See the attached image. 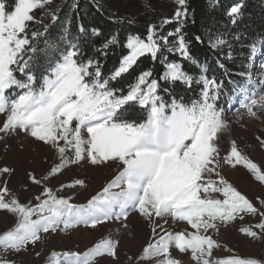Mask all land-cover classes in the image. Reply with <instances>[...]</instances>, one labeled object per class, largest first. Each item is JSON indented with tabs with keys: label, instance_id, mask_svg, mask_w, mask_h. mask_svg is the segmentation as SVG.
Wrapping results in <instances>:
<instances>
[{
	"label": "snow or ice",
	"instance_id": "6c2138e0",
	"mask_svg": "<svg viewBox=\"0 0 264 264\" xmlns=\"http://www.w3.org/2000/svg\"><path fill=\"white\" fill-rule=\"evenodd\" d=\"M50 3L51 0H16L13 10L9 11L4 0H0V115L5 116L0 123V134L8 136L22 130L48 146L60 160L52 173L83 160L92 165L118 163L121 170L84 204L72 203L71 197L58 196L30 173V179L40 185L42 191L34 197L35 205H24L11 196L5 182L0 188V210L15 215L17 223L0 234V264H16L5 255L20 254L29 245L35 246L42 240V233L65 232L78 227L96 229L108 221L127 220L130 212H138L149 221L159 218L165 223L166 218L171 217L195 229V232L175 233L165 230L144 248L143 260L159 257L156 264H182L171 255L175 248L189 254L194 264H264V260L255 258L221 260L214 257V249L221 245L210 233L219 234L221 227L226 228L237 219L243 220L244 215H259L261 219L252 227L240 228L242 234L264 239V211L261 210L264 203L261 208L254 206L217 170L221 164L219 134L229 127L217 103L222 82L209 78L195 81L202 85L201 98L191 104L182 99L166 103L159 94L164 89L157 79H150V71L140 74L126 94H118L110 87L111 81L128 73L140 57L150 54L155 59L162 47L169 52L178 51L184 59L198 63L190 54L179 26L188 15L186 0H177L180 7L174 16L178 26L168 34L176 37L174 43L168 36L157 38L154 25L149 27L145 38L130 36L126 44L129 52L110 79L102 78L98 60L79 59L78 46L72 44L71 50L61 53L60 60L47 69L42 82L36 86L31 73L34 56L26 53H35L37 49L35 45L26 47L30 45L26 29L29 22H35L31 13ZM241 9L242 5L237 3L227 11L233 23L242 14ZM50 15L52 21L58 19L54 12ZM170 22L173 21H165ZM43 27L44 32H35L31 39L43 36L48 30L47 25ZM116 42L112 37L103 48ZM225 43L223 38H217L212 47ZM165 67L160 81L180 82L189 87L193 83L180 64L167 63ZM16 72L24 74L26 79H18ZM259 83L264 86V79ZM13 89L19 91H9ZM239 92L243 96L236 110L240 119L255 118L258 111L264 112V91L257 93L240 87ZM136 106L146 111V118L126 119L128 110ZM257 139L264 146V139ZM223 160L233 167L242 164L264 183V172L241 154L234 141L230 154ZM11 171L3 168L0 174ZM213 174L219 178L218 184L209 179ZM77 185L84 187L85 183L76 180L68 186ZM202 192L205 193L203 198ZM209 192L220 193L223 199L210 198ZM6 196L10 199L6 200ZM157 227L162 228V225ZM254 229H259V233ZM117 246L118 241L103 239L82 254L53 251L46 264H95L98 257L105 255L118 259Z\"/></svg>",
	"mask_w": 264,
	"mask_h": 264
},
{
	"label": "rangeland",
	"instance_id": "374dc122",
	"mask_svg": "<svg viewBox=\"0 0 264 264\" xmlns=\"http://www.w3.org/2000/svg\"><path fill=\"white\" fill-rule=\"evenodd\" d=\"M5 1V0H4ZM65 0H51L50 4H45L43 8L36 9L31 15L34 16L35 22H29L26 34L29 37L30 47L35 45L37 51L35 53H26V55L34 56V70H39V74L35 76L36 86L42 82V77L47 74L54 62L60 60L61 53L71 50L70 45L78 46L75 39V31L70 29L69 17L57 26V44L50 43L55 47L46 46L45 42H40L44 37H48L51 28L56 21H52L51 13H55L59 17V8ZM72 0L68 5H72L67 10L64 17L69 15L74 3ZM108 7L113 13L116 20H129L137 24H149L153 26L168 25L166 20L176 23L174 16L179 9L177 0H107ZM16 0L14 1V5ZM14 8V6H13ZM12 8V10H13ZM44 25H47V32L38 39H31L35 32H44ZM156 30V28H155ZM170 32L165 35L168 36ZM51 35V34H50ZM159 34L157 33V38ZM174 43V42H172ZM57 45V46H56ZM42 46L41 52H38ZM163 48V47H162ZM218 48H221L219 46ZM250 67L242 87L248 88L249 91L260 93L264 91V86L260 85V81L264 79V44L254 47ZM47 49V50H45ZM45 50V51H44ZM162 50L177 55L178 59L184 60L178 51L169 52L167 48ZM129 52V49L128 51ZM42 53L41 59L36 61V55ZM150 55V54H146ZM169 63H176L171 61ZM180 64V63H178ZM39 68V69H37ZM166 71V70H165ZM18 79L24 80V74L16 72ZM37 78V79H36ZM251 78V82H249ZM151 79V77H150ZM143 87V86H142ZM238 88L230 91L222 98L219 95L218 105L223 110L224 117L228 122V129L219 134V151L221 164L218 171L225 180L233 185L241 194L245 195L254 206L261 208L264 203V183L257 180L253 173L246 169L242 164L233 167L224 162L223 158L230 154L231 144L234 141L238 150L242 155L253 161L264 172V146L260 140L264 139V112H257V117H245L240 119L237 113L239 101L243 98ZM10 92H18V89L9 90ZM138 107V106H136ZM139 108V107H138ZM241 111H244L241 109ZM5 119L4 115H0V123ZM60 163L59 157L53 150L42 142L35 140L24 131L19 130L14 134L4 136L0 134V169L9 168L12 171L7 174H0V188L5 186L9 190L11 196L18 198L19 202L24 205L32 206L37 203L34 197L39 196L42 187L34 183L29 174L35 175L38 180H42L45 185L52 188L53 191L64 198L71 197L72 203L84 204L91 196L97 194L107 185L121 170L118 163L108 162L101 165H92L87 160L80 161L77 164H70L52 173V168ZM44 177H48L44 180ZM212 181L219 183V178L213 174L209 177ZM76 180H83L84 187H69ZM61 186H65L61 191ZM119 189H114L118 191ZM210 198L223 199L222 194L209 192ZM202 198L205 193H201ZM5 199H10L6 196ZM264 211V208H261ZM35 218V217H34ZM165 220L153 218L149 221L146 217L141 216L138 212H130L127 220L108 221L96 229L78 227L65 232H56L51 234H41L42 240L37 242L35 246L29 245L27 250L20 254L7 253L5 258L15 260L16 264H46L53 251L62 253L63 251H76L83 253L92 248L96 243L103 239H112L118 241L117 253L118 259H113L107 255L98 257L95 264H156V260H143V250L150 243H154L165 230L168 232L190 231L191 229L184 221H177L171 217ZM260 216L244 215V219L230 224L228 227H221L219 234L211 232L215 240L221 245L220 248L214 249V257L216 259L228 258H255L264 260V239H252L246 237L239 230L242 227H252L260 222ZM17 223V217L6 211L0 210V234L11 230ZM127 225L126 227L124 225ZM157 225H162L157 227ZM155 228V231H154ZM259 233V229H254ZM36 253H40L39 256ZM171 255L182 262V264H194L191 257L187 253H180L173 248Z\"/></svg>",
	"mask_w": 264,
	"mask_h": 264
},
{
	"label": "trees",
	"instance_id": "16d2710c",
	"mask_svg": "<svg viewBox=\"0 0 264 264\" xmlns=\"http://www.w3.org/2000/svg\"><path fill=\"white\" fill-rule=\"evenodd\" d=\"M14 1H4L9 11L12 10ZM71 1L65 0L60 6L59 17L51 28V35H47L48 37H44L40 42L47 41L46 46L50 43L57 44L58 22L62 24L66 17H69V27L75 31V39L79 45V59L98 60L102 78L110 79L119 68L122 58L128 54L126 47L128 38L130 36L145 38L152 23L137 24L126 19L123 21L114 19L107 0H77L70 14L64 17L65 13H68L67 10L72 7L68 5ZM237 3L242 5V14L233 23L227 11ZM185 7L188 15L179 26L181 34L189 44L190 54L198 63L178 59L177 55L162 48L155 59L151 55H144L128 73L111 81L110 87L116 89L118 94L121 92L126 94L144 71H150L151 79L159 81L164 89L159 94L168 104L174 99L178 102L182 99L186 104L199 100L202 85L195 81L202 78L222 82L219 94L222 98L244 85L251 65L253 48L264 44V0H186ZM177 26L178 22L157 25L155 31L159 34L158 37H162L168 32H174ZM112 37H115L117 42L104 49V43ZM196 37H200L201 40L198 42ZM217 38L226 41L221 48L212 47ZM168 39L175 42L176 37L168 36ZM42 49L41 46L38 52ZM42 56V53L36 55V61ZM171 61L180 63L182 71L192 77L193 83L190 87L180 82L172 84L159 80L165 73V65ZM221 64L223 67H220ZM34 74L37 76L39 70H34ZM143 118H146V111L138 107L130 108L126 116V119L137 121Z\"/></svg>",
	"mask_w": 264,
	"mask_h": 264
}]
</instances>
